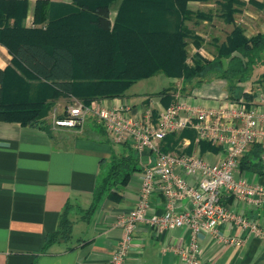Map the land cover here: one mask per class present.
I'll return each instance as SVG.
<instances>
[{
  "label": "crops",
  "instance_id": "1",
  "mask_svg": "<svg viewBox=\"0 0 264 264\" xmlns=\"http://www.w3.org/2000/svg\"><path fill=\"white\" fill-rule=\"evenodd\" d=\"M16 1L26 2L23 26L41 30L45 29L48 19L60 17L72 4L71 0ZM36 1L47 2V18L42 23L33 22ZM238 1L239 5L233 6L236 10L232 16L234 25L243 30L246 38L264 35V0ZM220 2L211 0L186 4L188 11L210 17L209 20L185 22L201 43L204 36L193 29L208 26L216 34L212 39L213 44L218 35L223 37L219 42L221 44L233 28V25L225 24L219 17ZM119 3L120 0H117L109 6L110 24ZM187 41L186 53L191 48V55L198 53L202 57L201 47L196 49L189 39ZM190 59L187 57L189 64ZM211 59L208 57L207 60ZM10 61L11 56L0 45V70L7 68L21 75V72L11 67ZM22 75L28 82L27 74ZM157 75L160 74L135 82L121 98L96 102L106 108L126 103L132 114L150 110L155 116L159 109L168 107L178 94L189 106L203 110L217 109L228 99L225 82L215 77L196 84L197 80L182 83L179 79L161 75L164 81L160 88L147 90L150 87L145 81ZM250 82L251 79L238 84L242 92L249 94L258 88L264 96L262 84ZM32 84V87L36 86V83ZM134 87L137 90L131 91ZM163 90H166L164 95L158 94ZM75 102L78 101L71 97H59L51 101L52 105L41 119L47 125L46 130L41 128L40 123L22 126L0 122V264H108L121 237V230L115 226V222L134 208L138 198V175L144 167L154 162V155L149 151L137 154L139 171L132 174L124 186L115 187L111 197L104 195L89 219L82 221V211L91 203L92 191L102 170L104 167L107 169L112 155L123 152V146L111 144L102 126L91 114L85 116L80 128H51L49 113L53 111L60 117ZM180 132L174 134L177 136ZM170 152L183 155L194 153L208 165L223 156L218 147L213 150L200 148L194 136L192 141L183 136ZM254 165L256 167L253 168ZM242 167L243 170L238 166L234 172L235 179L243 178L250 184L264 185V173L257 170L259 165L251 153L243 159ZM175 173L194 185L195 181L182 176L179 171ZM148 203L147 214L161 215L165 210L159 193H153ZM221 204L258 228L263 237H257L248 228L235 223L218 226L217 238L199 233L195 237L199 264H264V208L247 205L226 195L222 196ZM66 205L69 206L67 218L71 223L70 240L51 244L44 249L45 237L56 230L59 215ZM189 208L186 200H180L176 202L174 211L181 212ZM189 241L190 233L186 229L178 228L158 234L147 225L139 224L123 264H182L175 250L187 249Z\"/></svg>",
  "mask_w": 264,
  "mask_h": 264
},
{
  "label": "trees",
  "instance_id": "2",
  "mask_svg": "<svg viewBox=\"0 0 264 264\" xmlns=\"http://www.w3.org/2000/svg\"><path fill=\"white\" fill-rule=\"evenodd\" d=\"M116 1L71 0V7L60 17L48 19L41 30L23 26L25 1L0 0V45L11 56V67L29 77L27 82L11 69L0 70V122L22 126L40 123L46 130L41 119L51 101L71 97L87 107L92 101L121 98L135 82L156 74L182 83L197 80L196 84L219 78L226 84L229 100L252 99L238 84L248 81L256 66L261 68L258 79L264 81V35L246 38L243 30L234 25L233 6L239 5L238 0L219 3V17L233 28L223 43L214 46L213 58L207 60L194 53L190 64L185 49L187 40L196 49L201 41L185 22L210 17L188 11L186 4L211 0H120L110 24L109 6ZM46 6V1L35 2L34 23L45 21ZM32 83L36 86L32 87ZM166 90L158 94L164 95ZM183 136L192 141L194 134L191 130H183L177 136L167 134L158 152H170ZM121 145L123 152L110 157L105 173L94 186L91 203L82 211V221L89 219L104 195L111 197L115 187L124 186L139 171L137 154L128 144ZM200 148L214 149L205 142H200ZM249 153L256 158L260 171L257 146L239 160L240 170ZM68 210L66 205L56 230L46 235L44 249L70 240Z\"/></svg>",
  "mask_w": 264,
  "mask_h": 264
},
{
  "label": "built area",
  "instance_id": "3",
  "mask_svg": "<svg viewBox=\"0 0 264 264\" xmlns=\"http://www.w3.org/2000/svg\"><path fill=\"white\" fill-rule=\"evenodd\" d=\"M251 100L226 99L219 108L203 110L189 106L175 95L166 108L155 116L150 110L132 114L126 103L106 108L99 102L84 107L75 102L58 117L49 113L51 128H80L85 116L91 114L99 123L111 144H128L136 154L149 151L154 162L144 167L139 175L138 198L135 206L115 222L121 237L110 255L108 264H123L134 240L139 224H145L155 233L186 229L190 233L187 249H177L182 264H199L195 237L199 233L217 238V227L235 223L248 228L262 238L261 231L221 204L223 195L256 208H264V185H254L243 178H234L239 160L252 146L259 148L261 170L264 173V96L258 88L249 92ZM189 129L195 142H205L222 150L223 156L208 165L198 155L160 154L159 143L170 133ZM175 171L195 181L189 184ZM159 193L164 201L161 215L147 214L149 197ZM186 200L190 208L175 212L177 201Z\"/></svg>",
  "mask_w": 264,
  "mask_h": 264
},
{
  "label": "rangeland",
  "instance_id": "4",
  "mask_svg": "<svg viewBox=\"0 0 264 264\" xmlns=\"http://www.w3.org/2000/svg\"><path fill=\"white\" fill-rule=\"evenodd\" d=\"M205 27L206 28H203V29H193V28H191V29H193V30H195L197 32H200V34L204 36L203 39H202L203 42L200 44V47H201L200 49H201V52H202V57L205 58V59H208V57L213 58V56H214V46H215V44H219V42H221L223 37L218 35L217 38H216L215 43L213 44V42H212L213 40L212 39H214L213 37L216 34H215L214 31L210 30L208 28V26H205ZM212 28L214 29L215 25H213ZM187 51H188L187 52V57H188V59H190L191 56H192L191 55L192 54L191 53L192 50H191V48H188ZM260 72H261L260 66H256L255 69L253 70V72L250 74V79L252 80V82H250V83L251 84L261 83L262 87H264V81H261V80L258 79L259 78L258 74ZM163 79L164 78L161 75H157V77L145 81L147 86L150 87V89L147 87V90H154V89L157 90V89H159L160 88V84H162V81H164ZM136 90H137V87H134V88H132L131 91H136ZM105 170H106V167H104V169L102 170L103 172H102V174L100 176H102L105 173Z\"/></svg>",
  "mask_w": 264,
  "mask_h": 264
}]
</instances>
